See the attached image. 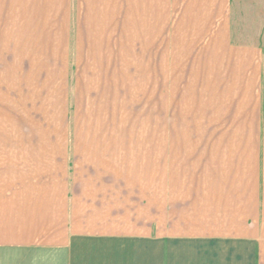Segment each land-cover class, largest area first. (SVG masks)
<instances>
[{"label":"crops","instance_id":"obj_1","mask_svg":"<svg viewBox=\"0 0 264 264\" xmlns=\"http://www.w3.org/2000/svg\"><path fill=\"white\" fill-rule=\"evenodd\" d=\"M132 68L154 124L103 119ZM0 264H264V0H0Z\"/></svg>","mask_w":264,"mask_h":264},{"label":"rangeland","instance_id":"obj_2","mask_svg":"<svg viewBox=\"0 0 264 264\" xmlns=\"http://www.w3.org/2000/svg\"><path fill=\"white\" fill-rule=\"evenodd\" d=\"M36 38L37 37H21V96L23 95L26 99L29 92H33L32 90L29 89L28 87V74L30 73L29 71V64H32V62L28 61V54L29 57L30 55L34 56L36 58V60L39 59V54L37 52V49L34 48L35 42H36ZM56 38L58 37H53L52 40V45H54V47L56 48ZM27 39L31 40V42L28 43ZM59 39V38H58ZM57 39V40H58ZM27 41V42H26ZM59 42V40H58ZM33 43V44H32ZM32 44V45H31ZM102 52V51H101ZM98 53L100 55V57L102 59H104L105 57L109 60H117L115 57H112V52H105V53ZM42 58V57H41ZM167 59H170V57H167L165 54V64L166 63H170V61H167ZM149 63V61H148ZM150 64V63H149ZM149 67H153L150 66ZM112 73L115 75V77H119L123 75V72H127L129 71V69H125V68H118V67H110ZM147 69V73H148V80H147V88L144 87V93L143 92H139V84L136 85L139 82V78H134L135 74L137 73V75H139V68H132L131 69V74H132V81L135 83V87H132V95H136L138 97H136V100L134 102V97L132 98V101L129 104V113L132 112V115H129L128 117V113L127 110L125 108V101L123 99H117V100H113V99H109V102H114L113 105H115L116 107V111L117 112H122L123 114H118V116L115 118V116H108V117H104V121H109L112 122L114 121V123L117 124H122L125 127V124H127V126H133V123H139V121L141 123H144V120H147V123L149 125L154 124L155 123V116H154V110H155V97H156V86L153 80V76L155 74L154 69ZM180 68L178 67H168L165 66L164 69H160V71L163 73V84L161 85V92H163V96H164V109H165V118H170L171 114L168 116L167 113L170 111V108L172 107V92L174 91V87L176 88V95H180L181 92H184L183 89L187 87V83L185 82V80H181L179 83V78L181 77V75H183V71H185V69H183V71L181 72ZM41 75H43L44 73H40ZM55 73L52 71V75H54ZM155 80V78H154ZM193 81H195L193 79ZM176 82V83H175ZM52 86H58L57 84L52 83ZM176 85V86H175ZM178 86L180 88V90H178ZM51 88V89H50ZM189 88V87H188ZM46 89H50L51 91V95L50 99L45 98V106L46 104L50 107L53 108H57L58 109V101L57 99H54V96H58L57 93L59 91V89H57L56 87H49L48 84H46L43 88V90ZM63 90V88H62ZM188 90V89H187ZM114 92H118V89L116 88ZM143 93V94H142ZM141 97H140V95ZM122 95V94H121ZM120 95V96H121ZM123 97V96H122ZM56 100V102H55ZM24 101V100H23ZM121 102V106L118 105V103ZM22 102V101H21ZM42 102H40L39 104L36 105V107H41ZM177 107L178 105V101L176 103ZM25 105H28V102H25ZM32 105H28V108L30 107V111L33 114L34 117L41 118V114L39 112V110L37 108L31 107ZM111 111V110H110ZM68 114H65L64 116H66L67 120L63 121L62 123H64L65 127H66V123L68 125V138L70 137V129H71V108L70 105L67 109ZM139 112V113H138ZM55 113V110L53 109V114ZM22 114V113H21ZM40 114V115H39ZM25 116L22 115L21 116V120L24 121L27 124V121L25 120ZM53 120H58V118L60 119V117L58 116H53L51 117ZM42 119L44 120V118L42 117ZM42 120V121H43ZM62 120V117H61ZM136 121V122H135ZM54 122V121H52ZM113 123V122H112ZM124 133V138H126V134H129V132H126V130L123 132ZM149 134V139L151 138V136H153L154 138V132H152L151 130L145 132Z\"/></svg>","mask_w":264,"mask_h":264}]
</instances>
